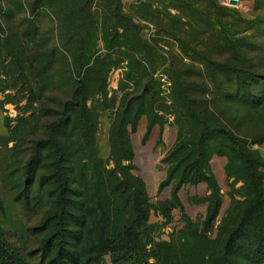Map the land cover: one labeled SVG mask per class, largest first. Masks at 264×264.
<instances>
[{
	"label": "rangeland",
	"instance_id": "rangeland-1",
	"mask_svg": "<svg viewBox=\"0 0 264 264\" xmlns=\"http://www.w3.org/2000/svg\"><path fill=\"white\" fill-rule=\"evenodd\" d=\"M237 1L0 0V238L27 264H60L61 198L68 264H252L264 0Z\"/></svg>",
	"mask_w": 264,
	"mask_h": 264
},
{
	"label": "trees",
	"instance_id": "trees-1",
	"mask_svg": "<svg viewBox=\"0 0 264 264\" xmlns=\"http://www.w3.org/2000/svg\"><path fill=\"white\" fill-rule=\"evenodd\" d=\"M204 129H206L204 127ZM219 133H223L221 130ZM208 133L206 134L205 131H203L200 136L199 140L196 143L195 146H198V150L201 152L203 151V146L205 145V140L207 138ZM222 141L224 142H235V143H241V140H238L237 138H232L228 136H222ZM261 142H252V145L258 144ZM240 145V144H239ZM200 152V153H201ZM255 166L258 168L264 167V161H262L258 155H255ZM32 163L27 165L28 174L30 172ZM194 165L192 166V168ZM255 190L257 191V199L254 201L255 208L261 209V221H262V229L258 227V232L255 236V244L253 245L252 249V264H264V189L262 188L261 184L258 181L254 182ZM64 188H67V186H64ZM60 200V213L58 217L59 221V231H58V238L60 242V248L57 253V259L60 262V264H68L67 263V256L65 255V248L63 247V242L65 238V229H64V215L66 213V204ZM260 226V225H259ZM0 264H27L26 260L17 252L16 249L12 248L8 243L3 241L2 238H0Z\"/></svg>",
	"mask_w": 264,
	"mask_h": 264
},
{
	"label": "water",
	"instance_id": "water-1",
	"mask_svg": "<svg viewBox=\"0 0 264 264\" xmlns=\"http://www.w3.org/2000/svg\"><path fill=\"white\" fill-rule=\"evenodd\" d=\"M230 2H231L232 4H237V3H238L237 0H230Z\"/></svg>",
	"mask_w": 264,
	"mask_h": 264
}]
</instances>
